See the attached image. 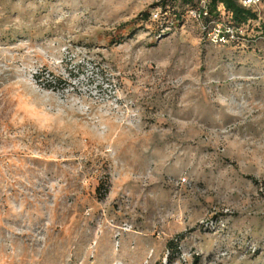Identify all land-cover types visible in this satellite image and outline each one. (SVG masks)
I'll return each instance as SVG.
<instances>
[{"label":"rangeland","instance_id":"rangeland-1","mask_svg":"<svg viewBox=\"0 0 264 264\" xmlns=\"http://www.w3.org/2000/svg\"><path fill=\"white\" fill-rule=\"evenodd\" d=\"M159 2L0 0V264H264V0L109 43Z\"/></svg>","mask_w":264,"mask_h":264},{"label":"trees","instance_id":"trees-1","mask_svg":"<svg viewBox=\"0 0 264 264\" xmlns=\"http://www.w3.org/2000/svg\"><path fill=\"white\" fill-rule=\"evenodd\" d=\"M201 0H160L156 3L154 9L141 12L135 19L129 22L121 23L115 27L114 31L107 33L109 43H122L132 30V24L156 25L164 29H173L183 22L185 17H189V12L195 10L199 6ZM241 0H208L207 15L202 17L200 21H196L200 25L201 33L205 39H208L207 33L210 24L213 22H224L225 24L238 27L245 26L251 20L258 18L257 14L251 9L246 8L240 2ZM262 1V0H261ZM157 14L155 18L154 15ZM131 33V32H130ZM240 41L237 38L227 44H233ZM169 246L173 242L168 243Z\"/></svg>","mask_w":264,"mask_h":264},{"label":"built area","instance_id":"built-area-1","mask_svg":"<svg viewBox=\"0 0 264 264\" xmlns=\"http://www.w3.org/2000/svg\"><path fill=\"white\" fill-rule=\"evenodd\" d=\"M240 2L244 7L253 9L261 2V0H241ZM207 4L208 0H201L198 8L189 12V17L196 21H200L202 17L207 15ZM154 17L156 18L157 14H155ZM242 31L243 26L232 27L222 21L216 23L213 22L210 24L207 37H209L214 43L227 44L230 41L239 38Z\"/></svg>","mask_w":264,"mask_h":264}]
</instances>
